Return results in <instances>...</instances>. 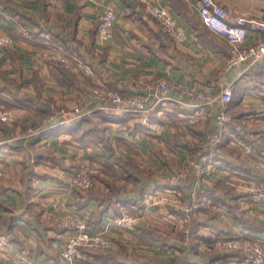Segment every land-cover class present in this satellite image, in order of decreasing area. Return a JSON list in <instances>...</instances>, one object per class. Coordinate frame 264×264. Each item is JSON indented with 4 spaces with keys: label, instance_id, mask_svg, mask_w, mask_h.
<instances>
[{
    "label": "crops",
    "instance_id": "obj_1",
    "mask_svg": "<svg viewBox=\"0 0 264 264\" xmlns=\"http://www.w3.org/2000/svg\"><path fill=\"white\" fill-rule=\"evenodd\" d=\"M151 1L177 18L183 39L166 34L145 11L142 0H0V32L13 38L0 48V102L16 114L13 122H0V165L13 171L10 178L0 179V264H69L59 255L67 227L56 216H83L90 231L105 227L113 241L111 251L91 252L90 260L70 264H173L179 257L182 264L229 260L226 252L205 255L214 250L206 244L205 258L189 253L193 242L185 244L178 227L167 221L165 209L150 203L149 189L169 186L173 166L194 154L205 129L217 127L215 117L222 103L216 95L225 80H234L238 89L229 103L233 117L221 134L219 158L240 172L264 176V157L224 152L234 148L228 141L231 131L252 142L264 136V57L248 68L245 61L229 64V44L202 23L197 0ZM216 1L227 8L232 20L245 21L250 42L264 37V31L255 27L256 22L264 23V0ZM106 5L116 10L113 37L100 41L98 16ZM45 31L74 46L95 77L43 56ZM160 77L190 86L212 100L202 103L203 99L176 89L157 91L168 98L161 99L148 118L133 113H117L115 118L97 108L100 98L91 92L99 86L129 93L134 81ZM50 102L88 111L54 124L47 117ZM28 122L45 129L30 138L16 137ZM87 143H99L101 148L85 152ZM84 158L104 164L88 190L71 186L65 178L71 162ZM145 164L153 171H145ZM222 175L210 174L205 181L221 184ZM237 195L219 190L209 195L211 218L200 221L205 233L199 232L200 241H194L198 246L218 230L240 226L264 236V222L254 211L244 210L252 221L247 225L227 211V205L236 204ZM53 199L58 205L52 204ZM118 202L143 211L134 230L112 225Z\"/></svg>",
    "mask_w": 264,
    "mask_h": 264
},
{
    "label": "built area",
    "instance_id": "obj_2",
    "mask_svg": "<svg viewBox=\"0 0 264 264\" xmlns=\"http://www.w3.org/2000/svg\"><path fill=\"white\" fill-rule=\"evenodd\" d=\"M145 11L150 14L161 26L162 30L169 36L181 40L184 37L182 27L179 25L177 18L171 14L167 8L154 4L151 0H142ZM198 14L204 25L214 33L222 36L229 44L230 57L229 64L237 61H245L246 68L255 64L264 57V37L250 42L249 28L243 19L232 20L227 8L216 0H197ZM116 18V10L111 5L102 8L97 23V37L100 41L109 40L113 37V27ZM255 27L264 31V23L256 22ZM43 41L42 55L52 58L65 66H74L82 70L90 78L95 77L92 67L85 62L79 55L77 49L71 45H65L55 38L50 31H45L41 35ZM13 38L8 32H0V48L11 44ZM132 92L123 93L119 89H105L99 86L92 88L93 96L100 98L97 108L114 111L115 113H133L148 118L155 110L160 100L168 98L167 95H158L157 91L165 94L169 90L176 89L182 94H187L195 99H203L208 103L212 100L211 96L197 91L196 89L177 84L166 77L155 78L153 80H137L131 84ZM238 85L234 80H225L216 97L221 101L222 107L216 114L217 127L207 128L202 132V139L205 144L197 148V161L185 164L182 170L171 172L170 187H163L159 195H175L184 193L193 199L198 196L202 190L205 191V215L210 210V197L208 196L209 188L203 187L202 181L210 174L221 172L220 177L229 187L238 191L236 204L240 210L255 212L256 216L264 221V176L251 173L240 172L233 167L223 163L219 156L221 154L222 138L221 134L226 132L233 112L229 109V103L233 99L234 92ZM198 104V103H197ZM55 109L48 119L54 124H63L75 118L83 116L87 111L79 106L72 107H53ZM14 109L10 105L0 102V120L6 121L14 117ZM42 128H28L31 135H35L44 130ZM229 143L231 146L238 148L243 155L250 159H256L258 148L256 143L249 141L246 135L231 131L228 133ZM264 146V136L260 139ZM100 147L99 143H87L83 145L85 152L94 153ZM263 152V149L261 153ZM263 154V153H262ZM101 167L100 161L92 160V163L80 162L76 166L69 167L66 172V181L72 186L78 188H90L94 185L95 179L92 178V169L98 172ZM191 179L187 183L186 190L179 180L183 179L186 174ZM6 174V170L0 167V176ZM161 188H155L150 191L153 196H159ZM199 193V194H198ZM209 197V198H208ZM198 201V200H197ZM58 202L56 201V204ZM197 207V205H194ZM215 207V205H212ZM118 213L113 216L112 225L119 228H132L135 220L131 209L125 203H117ZM58 219H60L57 216ZM187 212L185 220L190 219ZM64 225L68 229L67 238L63 247L59 251L61 258L66 260L85 261L86 252L82 247H110L112 245L110 238L106 236L107 228L102 227L93 231L89 230L87 219L83 216H69L62 218ZM209 248L218 249V252L227 253L230 256V262L240 264H264V237L259 236L244 227H237L234 232H227L224 229L218 230L217 233L210 236L209 242L205 243ZM71 263V262H69Z\"/></svg>",
    "mask_w": 264,
    "mask_h": 264
},
{
    "label": "rangeland",
    "instance_id": "obj_3",
    "mask_svg": "<svg viewBox=\"0 0 264 264\" xmlns=\"http://www.w3.org/2000/svg\"><path fill=\"white\" fill-rule=\"evenodd\" d=\"M49 59L51 61H56V60H54L52 58H49ZM56 62H58V61H56ZM60 65H62V64H60ZM62 66L63 67H66V68L69 67V66H65V65H62ZM235 93H236V91L234 92V95L236 96L237 94H235ZM49 106H50V108L56 107L54 104H51V102L49 103ZM15 119H16V114H15V111H14V117L12 119H9V120H6V121L0 120V122H3V123L4 122L5 123L7 122L8 123V122H13ZM29 127H32V129H34L36 127L42 128V127H44V125H38V124L35 125V124L29 123V122L28 123H25L24 124V127H23V130L16 137H18V138H21V137H23V138H30V137H32L30 131H28V128ZM255 143H256V147L258 148L259 158L261 159V158L264 157V146L262 145V143H261L260 140L255 141ZM204 144H205V139L204 138L202 139V136H201V139H200V142H199V147L200 146H203ZM262 149H263V152H262L263 154L261 153ZM156 150L158 151V154H159L160 153L159 150L158 149H156ZM238 150L239 149L236 148V147H234V148H231V147L228 148L227 147L226 149H224V152L236 156L237 153H238ZM239 152H241V151L239 150ZM165 154H167V152ZM196 156H198V151L197 150H194V154L189 155V156L181 159L180 161L178 160L177 164L173 166V171L175 170L177 172L178 170H182L185 167L184 166L185 164H188L190 162L197 161ZM244 156L247 157V158H249L246 155H244ZM82 161L83 162H88L89 164L92 163V159L91 158H84V159H80L79 161H76L75 160L74 163L71 162V165H69V167L76 166V165H78ZM100 163H101V167L99 168L98 172H96L93 169L91 170L92 171L91 172L92 173L91 174L92 175V178H95L97 175H99L100 174V170H102L104 168V164L102 162H100ZM144 166H145L144 167V170L145 171H153V169H151L150 167H148L147 164H145ZM190 166H194V164L193 163H190ZM0 167L2 169L6 170V174L0 176V179L6 180V179H8V178H10L12 176L13 171H12L11 168H9L7 165L6 166L0 165ZM254 173H256V172H254ZM188 176H191L190 173L189 174L187 173L186 176L183 177V179L179 180L181 182V185L184 186V184H187V183L190 184L191 179ZM65 178H66V176H65ZM170 178H171V172H170V174L168 176L169 182H170ZM201 181H202V184H203V187L204 188L205 187H208L209 188L208 196L211 195L212 192H214L215 190H216V192L219 190L221 193L228 194V195H231V196H233L234 193H238V191L236 189L229 187L224 181L221 182V184H220V182H215V181H212V180H210L209 182H207V181H205V178L203 180H201ZM170 185H171V183H170ZM170 185L168 187H170ZM212 187L214 188V190L211 191V188ZM76 188H78V187H76ZM155 188H158V187H151L149 189V193H151L150 191L154 190ZM162 188L163 187H161V189H160L161 192L157 193L158 195L159 194H162V193H169V192L163 191ZM79 189H81V190H87L88 188L87 189L79 188ZM170 194H171V196H169V195L153 196L152 194H150V203L152 205H158V206L162 207L163 210L165 209V213H166L165 215L168 217V218H166L167 221H170L171 220V222L173 223V225L176 226V227H178V229L181 232L182 241L185 244H190L191 242H193V244H191L190 247L188 248L189 253H193L194 256H197L199 258H205V255H208L210 253L216 252L218 249H215L214 248V250H212V251L210 250L209 252L205 253V255H203L202 249H205V242H203L204 247H203V245L202 246L201 245L198 246L195 243V242H199L200 241V235L202 236V234L205 233V224H204V222H200V221H202V220L205 221V217L211 218L210 217V212H209V214H206L205 215V191L202 190L201 193L200 194L198 193L199 195L198 196L197 195L194 196L193 199L191 197L189 199L186 196V191L184 193H181L180 192L177 195H175L174 193H170ZM56 201H57L56 199H53L52 200V204L55 205L56 204ZM233 201L236 202V200H233ZM194 205H197V207H195ZM126 206L131 209L132 215L135 218V220L133 221L134 222L133 223V227L132 228H127V230L132 231V230L135 229V227L137 225V220L144 213H143L142 210H140V207H132L131 208V206L130 205H127V204H126ZM169 207L172 209V211L174 209V210L178 211V213L177 214H174L172 211L167 210V209H169ZM231 207H233L234 209H230ZM227 208L229 209V210L227 209V211L232 216H236L239 220L244 219L247 223H251L252 222V221H249L243 215L244 209L240 211V209H239V207H238L237 204H233V205H229V206L227 205ZM187 212L190 214V217H191L188 221L185 220V216H186V213ZM169 214H171V215L173 214V215L170 216ZM64 218H66V217H64ZM256 218H258V217L256 216ZM56 219L63 223L62 219H58L57 216H56ZM260 221L261 222H264L263 220H260ZM257 224L262 225L261 223H257ZM234 229L236 230L237 228H234ZM234 229L229 228L227 232H231L232 233V232H234ZM226 230L227 229H225V231ZM67 232H68V229H67ZM199 232H203V233L201 234ZM262 237H264V236H262ZM66 238H67V236H66ZM65 241H64V243H65ZM110 241L112 243V245L110 247H82V250H84V252H86V257H85L86 259L85 260H90L88 254L91 253V252H96V253L97 252L98 253L102 252L103 253V252H109V251H111L112 248H113V241L111 239H110ZM63 260H65L68 263L74 261V260L69 261V260H66V259H63ZM180 260H181L180 257L177 258L176 261L173 264H182ZM230 261L231 260H224L222 263H218V264H240L238 262H235L234 263V262H230ZM191 263H193V262L188 261L187 263L185 262L184 264H191Z\"/></svg>",
    "mask_w": 264,
    "mask_h": 264
},
{
    "label": "trees",
    "instance_id": "obj_4",
    "mask_svg": "<svg viewBox=\"0 0 264 264\" xmlns=\"http://www.w3.org/2000/svg\"><path fill=\"white\" fill-rule=\"evenodd\" d=\"M234 96V95H233ZM58 108V107H57ZM54 111H55V109L54 108H50V112L47 114V117H50L52 114H54ZM109 112H112V111H109ZM110 117H117V113H114V112H112V114H111V116ZM89 189V188H88ZM87 189V190H88ZM91 189V188H90ZM242 222H243V225H247L248 223L244 220V219H242Z\"/></svg>",
    "mask_w": 264,
    "mask_h": 264
}]
</instances>
